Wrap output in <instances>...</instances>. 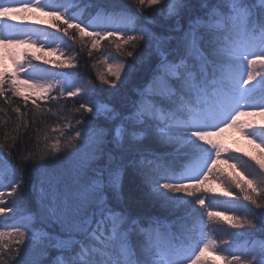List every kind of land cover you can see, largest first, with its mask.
I'll return each mask as SVG.
<instances>
[{
  "label": "snow or ice",
  "instance_id": "snow-or-ice-1",
  "mask_svg": "<svg viewBox=\"0 0 264 264\" xmlns=\"http://www.w3.org/2000/svg\"><path fill=\"white\" fill-rule=\"evenodd\" d=\"M132 3L0 0V97L17 117L0 137V264H264V0H200L202 14L190 0ZM154 15L174 21L166 35L150 27ZM104 41L116 54L105 48L92 67L103 66L96 79L108 91L149 66L119 109L94 80L66 71ZM73 97L83 102L66 114ZM229 129L259 149L235 150L258 166L252 179L220 168L237 167L223 158ZM217 194L226 205L242 197L244 214L214 211ZM210 222L244 231L221 247Z\"/></svg>",
  "mask_w": 264,
  "mask_h": 264
},
{
  "label": "trees",
  "instance_id": "trees-1",
  "mask_svg": "<svg viewBox=\"0 0 264 264\" xmlns=\"http://www.w3.org/2000/svg\"><path fill=\"white\" fill-rule=\"evenodd\" d=\"M122 3L125 5H131V8L133 11L136 10V5L134 3H132V0H122ZM190 4L191 7L194 10V14H202V9L200 7V0H190ZM81 7L83 8V4H81ZM73 11H76V9H73ZM94 9H85L84 11V15L85 17L88 16V14L90 12H93ZM146 11L150 12L151 9H146ZM153 20L156 21V23L154 25H150V27L152 28L153 31H155L158 34H163L166 35L167 34V29L169 26H171L174 21L172 20H164V18L161 15H154L152 17ZM181 23L183 24H187V16H185ZM105 48H109V50L115 53V49L112 46H109L107 41L102 42V46H101V50L99 52H94V56L92 58H88L86 55H81L80 57H78V61L79 63L77 64V67L72 68V69H66V71H70L73 73H79L80 75L83 76H87V78L94 80V82L97 84L99 89H102V91L99 92V98L106 103H111L113 106H115L117 109H119L121 107V104L123 102V99L126 95H132V89L139 85L140 83L143 82L146 73L149 71V66L147 64L141 66V65H137L138 71H136L130 82L124 87L121 88L120 83L117 82L116 83V89H119V91H116V89H113L111 92L108 91V89L110 88V85L107 84H101L99 80L96 79V74L98 70H103V66L102 65H97V68H93L92 65L94 63L97 62V60L100 58L101 53L103 52V50ZM141 48H143V42H141ZM141 49H137V52H140ZM65 54L69 55L72 54L71 49H65ZM75 51H79V48L77 47V49H75ZM59 54H56V56H53L52 59H56L57 56ZM129 60L135 59L134 57H129ZM152 63L154 65L155 63V58H152ZM53 95H56L55 92L52 93ZM14 103L11 105V107H15L17 104L21 106L22 111L24 110L23 108V100L21 97H13L12 98ZM85 99H90V97H85ZM77 101H80L79 97H73V98H68V100L66 102H62L63 106L66 109V114L67 110H70L73 106L78 107L79 104L77 103ZM83 102V101H80ZM30 103V102H29ZM43 107H52L54 102L48 101V102H41ZM0 108H4L5 112H0V116L4 117V119L6 121H8L6 124H0V137H3L4 134L8 131H10L12 128L15 127V121H16V113L12 112L10 110V106L7 105L4 101V99L2 97H0ZM6 113V114H5ZM91 114H87L84 118L87 119ZM73 119H78L80 118L79 114H75L73 117ZM55 121V117L52 118V120L49 121V123H53ZM38 127L40 125H37ZM23 131V130H22ZM20 139L26 140L27 136L22 134ZM249 177V176H248ZM250 178V177H249ZM132 190L134 192V194L136 195V197L138 199H140V211L146 215H151V214H155V209L153 208L152 202L147 198V194L143 191H136L135 190V186L134 185H127L126 186V192ZM16 197H10L9 201H11L12 199H15ZM215 199L219 203V206L215 207L213 210L214 211H220L223 210V199H229L226 197H223L222 195L217 194L215 196ZM207 199H206V204H207ZM262 203H264V201H261ZM248 202L244 201L243 198L241 197L239 200H232L231 205H228L229 209L234 210L233 208H235L234 211H232L231 213L227 212V214H235V215H243L244 214V205H246ZM30 208L35 209L36 205H35V200H34V196L32 194L29 195V205ZM221 206V207H220ZM199 207V206H197ZM7 216H11V213L6 214ZM177 216L180 215V213L176 214ZM169 221L171 222V220H174L176 217L175 216H171L169 215ZM210 228H211V235L217 240L218 244H220L221 241L223 240H228L229 243L231 244L233 241V237L228 235V232L231 231H241L243 232L244 230H233L228 228V226L226 224H216V223H211L210 222ZM5 231H8L10 229L5 228L3 229ZM247 236H241L238 238L240 243H244L245 240L247 239ZM256 238L257 239H262L264 238V236H261L259 233L256 234ZM221 247H226V245L220 244ZM57 255V252L52 251L50 254V258L51 257H55Z\"/></svg>",
  "mask_w": 264,
  "mask_h": 264
},
{
  "label": "rangeland",
  "instance_id": "rangeland-1",
  "mask_svg": "<svg viewBox=\"0 0 264 264\" xmlns=\"http://www.w3.org/2000/svg\"><path fill=\"white\" fill-rule=\"evenodd\" d=\"M66 49V48H65ZM64 49V50H65ZM58 54V53H56ZM56 54H53L49 56V59H52L53 56H56ZM115 55L114 53H112ZM111 62V61H110ZM34 63L41 64L43 67H51V65H43L42 61H34ZM220 139L223 141V143L227 146L229 149L228 153L223 155V158H227L228 156H235L238 157V159L231 160L230 163H235L237 165L236 169H231L227 164H220V168L223 169L226 173L227 172H233L234 174L241 175V178L247 177L249 179H252L253 177L249 175V173L255 174L258 172V166L255 164L254 161H252L249 157H246L243 155L242 152H236L235 150L237 148L244 149L245 151H253L256 154L259 153V149L255 147L254 144H251L248 139H245L242 135H240L237 131L234 129H229L228 131L224 132ZM219 175L218 173L216 174ZM249 176V177H248ZM214 177L210 176L209 180L206 182L208 184H213ZM214 186L219 187L220 186V180L216 179ZM7 200L10 199V197H6ZM224 201L226 199H223ZM223 210H220L221 212H229L231 213L234 210L229 211V207L226 204H223ZM221 207V206H220Z\"/></svg>",
  "mask_w": 264,
  "mask_h": 264
}]
</instances>
